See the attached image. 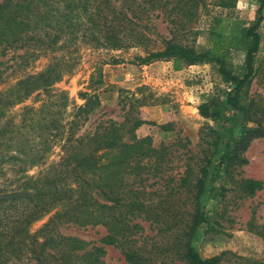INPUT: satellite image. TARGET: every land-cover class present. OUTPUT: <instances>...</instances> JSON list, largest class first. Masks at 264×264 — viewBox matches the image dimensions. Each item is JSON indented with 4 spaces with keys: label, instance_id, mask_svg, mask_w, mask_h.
I'll return each mask as SVG.
<instances>
[{
    "label": "trees",
    "instance_id": "16d2710c",
    "mask_svg": "<svg viewBox=\"0 0 264 264\" xmlns=\"http://www.w3.org/2000/svg\"><path fill=\"white\" fill-rule=\"evenodd\" d=\"M256 2L254 20L215 19L207 30L208 48L197 50L177 42L174 35L154 49L148 34L153 17L170 24L190 22L198 0H0L1 54L21 52L18 57L25 66L48 57L42 71L0 92V264H101L106 246L119 248L126 264L221 262L224 253L204 259L193 246L196 232L206 224L202 201L213 159L218 157V168L224 171V185L233 182L241 197L252 198L264 187L261 181L233 175L236 168L248 164L244 154L251 143L264 139V104L250 92L264 69V0ZM172 15L175 18L170 19ZM132 48L142 49L145 56L135 58L141 65L170 61L178 72L209 64L222 86L219 94L197 108L203 119L213 123L206 126L209 140L200 155L188 157L175 187L155 204L147 197L149 168L143 162L153 161L154 171L160 173L168 148L156 149L148 138L121 142L143 124L139 120L126 130L125 122H101L93 132L78 137L80 124L100 105L98 97L80 93L84 104L74 105L62 123L68 101L63 92L53 93L55 84L73 74L83 51ZM108 61L93 66L88 89L102 83L104 65L121 62L113 55ZM33 95L44 96L39 107H22L16 124L6 114ZM56 137L61 143L59 161L39 176L19 184L13 181L18 174L44 165ZM52 212L38 230L30 232L32 224ZM137 220L153 224L166 241L138 245L142 228ZM70 226H100L106 235L96 246L62 235L61 229ZM249 226L264 238V225Z\"/></svg>",
    "mask_w": 264,
    "mask_h": 264
},
{
    "label": "rangeland",
    "instance_id": "374dc122",
    "mask_svg": "<svg viewBox=\"0 0 264 264\" xmlns=\"http://www.w3.org/2000/svg\"><path fill=\"white\" fill-rule=\"evenodd\" d=\"M220 4L225 6H219ZM257 7L256 0H198L194 17L183 25L174 19V23L170 24L153 17V29L148 37L154 42L151 44L154 49L162 47L161 40H169L174 35L177 42L204 50L208 48L207 30L215 19L251 21L257 17ZM171 18L175 16L172 15ZM21 54L10 51L2 55L0 52V92L14 86L22 77L42 71L48 62V57H40L36 61H29L25 66L26 62H21L18 57ZM110 55L116 56L121 62L117 65H104L102 83L94 89H88L93 66L100 61L108 63ZM262 55L264 56V52ZM144 56L141 48L111 53L85 50L73 74L65 76L61 82L55 84L53 93L63 92L68 101L65 113L60 118L62 123L74 105L84 104L80 93L95 94L98 97L100 105L80 124L76 132L78 137L93 132L101 122H113L117 125L125 122L126 130L139 120L143 124L132 135L123 136L121 142L129 144L148 138L152 147L168 148L160 173L154 171L153 161L143 162L149 168V175L146 174V190L150 195L147 197L151 199V204H155L168 195L170 188L175 187V180L183 173L188 157L200 155L201 147L209 140L206 126H212L213 123L203 119L197 108L207 98L219 94L222 86L215 68L209 64L190 66L175 72L170 61L141 65L135 60L136 57ZM250 92L264 104V69L252 82ZM34 96L9 110L6 115L12 116L18 124L20 109L26 106L37 109L44 97ZM56 138L44 156V165L18 174L13 181H18L19 184L30 177L39 176L50 165L56 164L62 154L61 143L57 141L59 137ZM244 155L248 164L234 170V179H254L264 184V139L253 141ZM213 160L202 201L206 209V224L196 232L193 246L204 259L224 253L219 264H264V238L249 226L250 223L257 227L264 225V187L252 198L241 197L233 182L224 185L225 175L223 169L218 168V157ZM7 178L11 179V175ZM173 178L174 182H170ZM52 214L53 212L32 224L30 232L38 230ZM136 223L142 228L138 233V245L143 241L148 244H162L166 241L164 235L157 234L153 224L141 220ZM61 234L84 242L97 243L106 235V230L100 226H70L63 227ZM96 246L100 244L97 243ZM103 249L105 254L101 258V264H126L119 248L106 246Z\"/></svg>",
    "mask_w": 264,
    "mask_h": 264
}]
</instances>
